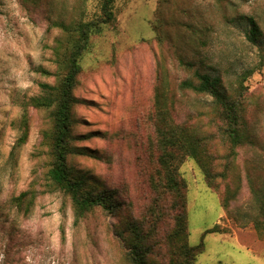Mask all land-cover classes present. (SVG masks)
Segmentation results:
<instances>
[{
  "label": "rangeland",
  "instance_id": "1",
  "mask_svg": "<svg viewBox=\"0 0 264 264\" xmlns=\"http://www.w3.org/2000/svg\"><path fill=\"white\" fill-rule=\"evenodd\" d=\"M114 12L82 61L73 113L85 155L70 164L119 207L76 222L70 198L48 186V115L28 104L56 81L55 50L67 35L58 24L98 18L101 0H0V264H128L120 233L132 222L147 236L150 260L168 264L173 200L159 180L155 122L171 102L176 123L210 138L217 174L211 188L196 161L180 167L189 243L205 246L196 264H264L252 192V184L264 190V0H117ZM244 17L260 27L256 45ZM197 72L220 77L241 103L246 141L234 160L213 99L180 89ZM26 105L29 139L12 155ZM27 191L37 197L25 214L13 199ZM215 225L221 232L207 234Z\"/></svg>",
  "mask_w": 264,
  "mask_h": 264
},
{
  "label": "trees",
  "instance_id": "2",
  "mask_svg": "<svg viewBox=\"0 0 264 264\" xmlns=\"http://www.w3.org/2000/svg\"><path fill=\"white\" fill-rule=\"evenodd\" d=\"M117 0H101V14L90 21H79L71 26L58 24L67 33L55 50L58 73L53 85L42 84V95L32 98L28 105L48 115L49 128L43 132V145L49 155V166L46 172L48 186L51 191H58L70 198L76 222L84 219L95 209L106 213H115L118 203L104 190L97 191L90 183L87 175L75 170L70 159L74 156L85 155L82 148L75 146L78 140L74 132L76 118L73 110L80 103L74 91L82 74V61L90 51L92 38L101 35L104 28L115 22L114 5ZM222 3L225 0H216ZM249 25L248 41L256 45L262 39V32L254 18H242ZM47 73V72H45ZM47 75H51L47 73ZM180 89L190 91L198 96H209L218 109V119L222 123L220 133L230 151L229 159L234 160L236 149L246 141V130L242 116L241 103L229 94L220 77L197 72L193 79L183 80ZM174 103L166 108L161 105L156 119V141L159 149L158 174L161 188L171 197L173 228L166 237L168 247V264H196L198 256L205 250L204 243L191 246L189 243V223L187 215V184L180 179V167L188 159L196 161L212 188L216 176L212 173L209 153L208 136L202 135L199 128L186 123L174 121L172 111ZM20 136L11 154L22 148L29 139L30 117L27 105L18 120ZM224 175V173H222ZM158 184H156L157 186ZM252 192L260 206L261 221L255 222V230L260 238H264V190L252 184ZM37 193L23 192L13 199L15 207L25 214L32 211ZM227 208V200H224ZM128 235L120 233L127 248L128 264H158L150 260L152 247L148 244L147 236L140 226L134 222L128 224ZM221 232L220 226L215 225L206 233Z\"/></svg>",
  "mask_w": 264,
  "mask_h": 264
}]
</instances>
